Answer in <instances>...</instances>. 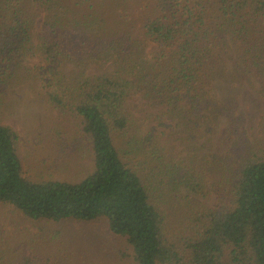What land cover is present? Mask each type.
Returning <instances> with one entry per match:
<instances>
[{"label": "trees", "instance_id": "16d2710c", "mask_svg": "<svg viewBox=\"0 0 264 264\" xmlns=\"http://www.w3.org/2000/svg\"><path fill=\"white\" fill-rule=\"evenodd\" d=\"M92 66L112 69L89 76ZM25 76L35 98L80 119L94 171L31 181L18 133L0 121V203L36 221L106 220L135 264H264V153L239 131L222 89L237 78L264 97V0H0V109ZM135 97L179 128L185 156L120 149L117 139L133 142L122 136ZM225 122L235 141L212 152ZM212 195L219 208L202 203ZM13 264L90 263L27 252Z\"/></svg>", "mask_w": 264, "mask_h": 264}, {"label": "rangeland", "instance_id": "374dc122", "mask_svg": "<svg viewBox=\"0 0 264 264\" xmlns=\"http://www.w3.org/2000/svg\"><path fill=\"white\" fill-rule=\"evenodd\" d=\"M37 62L34 58L29 64ZM30 68L34 70L33 65ZM111 69L92 66L88 75H101ZM43 85L44 91H52L47 84ZM36 86V80L28 76L15 82L3 94L5 105L0 109V121L19 135L18 154L24 174L33 182H80L94 171L90 141L81 130L80 119L69 112H62L48 101L47 95H43L41 100L35 98ZM222 89L223 92L230 91V96L235 99L234 115L239 119V131L243 130L252 146L264 153V97L246 84L241 86L237 78L223 82ZM129 104V111L136 120L132 121L131 128L122 138L133 142L125 144L117 139L122 151L134 145L145 151L144 148L152 144V149L156 146V150L166 156L179 158L187 154L188 142L184 140V134L178 132L179 128H172L168 121H162L164 125L155 120L156 111L145 107L137 97ZM234 141L228 122H225L213 136L211 151L225 153ZM121 155L130 165L143 159L141 154ZM202 203L212 208L221 205L213 195L202 199ZM27 252L50 253L56 257L69 254L78 263L135 264L126 239L115 236L106 220L92 223L36 221L13 206L0 203L1 263L13 264Z\"/></svg>", "mask_w": 264, "mask_h": 264}]
</instances>
